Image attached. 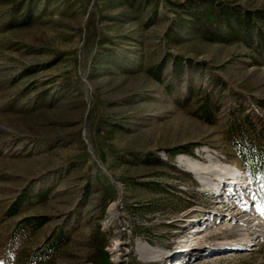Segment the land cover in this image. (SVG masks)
<instances>
[{
  "label": "rangeland",
  "instance_id": "1",
  "mask_svg": "<svg viewBox=\"0 0 264 264\" xmlns=\"http://www.w3.org/2000/svg\"><path fill=\"white\" fill-rule=\"evenodd\" d=\"M248 146L264 0H0V264H264Z\"/></svg>",
  "mask_w": 264,
  "mask_h": 264
},
{
  "label": "bare ground",
  "instance_id": "2",
  "mask_svg": "<svg viewBox=\"0 0 264 264\" xmlns=\"http://www.w3.org/2000/svg\"><path fill=\"white\" fill-rule=\"evenodd\" d=\"M203 166H204L203 164H200V163L197 164L196 163V166H194V164H193L191 166H188V168H189V171H191L198 178V180L200 179V181H202V182L203 181L205 182V178L207 179V181L211 180L209 178V176H213L214 180H219L216 183H214V187L219 186V184L222 182L223 179H225V180L231 179L232 181H240V179H241V177H240L241 172L236 167H234V168L232 167L233 169H230V170L220 168L216 172L207 173V175H205V177H204L203 175L205 172H203V170H202ZM205 184H208V183H205Z\"/></svg>",
  "mask_w": 264,
  "mask_h": 264
},
{
  "label": "trees",
  "instance_id": "3",
  "mask_svg": "<svg viewBox=\"0 0 264 264\" xmlns=\"http://www.w3.org/2000/svg\"><path fill=\"white\" fill-rule=\"evenodd\" d=\"M242 21L243 20H240L239 23L241 24ZM244 120L250 127L254 126L253 122L250 121V119H248L247 116L244 117ZM239 152H240L239 156H240L241 164L249 173L250 179H255L258 176L264 175V172L262 171V168L264 167L263 156H261V158L259 159V163H256V161H254L253 159L255 154L250 149V146H248V149H246L245 151L244 150L241 151V148H239ZM31 261L33 263L34 259L32 258Z\"/></svg>",
  "mask_w": 264,
  "mask_h": 264
}]
</instances>
